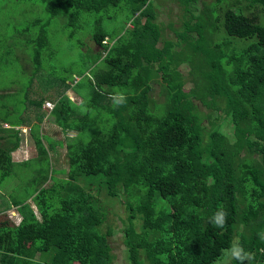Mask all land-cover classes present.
<instances>
[{
  "label": "trees",
  "instance_id": "obj_1",
  "mask_svg": "<svg viewBox=\"0 0 264 264\" xmlns=\"http://www.w3.org/2000/svg\"><path fill=\"white\" fill-rule=\"evenodd\" d=\"M35 1L46 3L49 19L33 20L23 30L38 28L23 42L28 57L33 50L32 64L25 60L29 72L42 66L54 17L65 14L63 21L73 29L83 13L112 17L125 5L132 27L109 38L102 16L97 19L92 39L100 50L91 63L94 89L87 109L68 95L51 112L43 106L45 97L26 101V111L30 105L43 108L45 119L51 115L66 133L67 170L48 161L64 141L44 136L37 122L26 125L25 116L0 117V184L16 164L31 160L13 159L24 126L38 151L30 187L13 198L21 222L0 220V264H114L115 230L110 224L103 231L102 225L107 202L121 193L127 196L129 264H216L236 239L240 250L231 264H264V0H246L244 6L237 0L221 4V10L214 5L200 15L192 11L195 0H180L192 19L184 22L177 44L163 46L153 0ZM100 61L104 67H97ZM185 63L196 83L189 91L180 68ZM156 80L164 103L152 96ZM209 98L214 107L222 108L219 101L226 106L232 138L203 123L194 100ZM61 172L67 176L59 177Z\"/></svg>",
  "mask_w": 264,
  "mask_h": 264
},
{
  "label": "rangeland",
  "instance_id": "obj_2",
  "mask_svg": "<svg viewBox=\"0 0 264 264\" xmlns=\"http://www.w3.org/2000/svg\"><path fill=\"white\" fill-rule=\"evenodd\" d=\"M238 1L239 6L248 4L246 0ZM236 2L237 0H224L222 3L219 0H195L192 4V11L200 15L204 9L210 11L211 8L209 7L214 5L221 10V4L233 6ZM153 4L157 14V22L162 30L159 46L165 45L166 41L177 44L179 41L178 33L183 30L184 22L187 19H192V14L187 11L188 8L180 0H153ZM64 15L50 19L47 26L50 43L43 50L42 66L37 73L34 68L29 72L27 67L29 68V65L32 64L33 50L30 49L28 57L24 51L23 42L31 35H36L38 28L32 29L30 32L23 30L33 20L39 19L42 23L48 21L46 3L35 0H0V117L3 120L9 114L8 116L17 120L19 116H25V119L29 120L28 123L25 121L26 125L37 122L35 127L40 132L42 130L44 136L50 134L54 139L64 141L62 146L57 145L56 150L51 151L52 159L50 156L48 161L54 162L57 169L67 170L66 133L53 121L51 115L45 119L47 111L43 108L30 105L29 111H26L28 108L26 101L39 100L45 97V103L50 101L54 104L58 98L68 95L81 110L87 109L86 103H88L94 89L90 82L93 78L91 76V63L93 58L98 55L95 51L100 50L92 39L97 26V19L102 16L100 25L109 33V38L123 34L128 27H132V19L129 10L123 5L119 10H113L112 17L108 13H83L77 27L70 29L66 25L67 21H63ZM217 15L218 12L213 10L209 18L214 19ZM144 20L145 18L142 19V22ZM21 29L22 34H19ZM72 30H74V34L71 36ZM220 30L222 31V28ZM193 35L196 37L197 33L194 32ZM178 47L175 46V49H179ZM104 65V62L100 61L97 67L101 68ZM180 68L184 73L185 90L189 91L196 85L191 79V75H188L190 66L185 63ZM75 79L78 81L74 84ZM162 88L163 85L160 80L152 83V96L159 103L165 102L164 95L160 94ZM194 102L199 113L203 115V123L208 130L219 127L230 138L233 137V129L227 116L226 106L223 107L224 105L219 101L217 105L222 108L214 107L212 98L206 99V101L196 99ZM38 115H40L39 118L44 116L43 121H38ZM3 126L8 127L9 125L3 124ZM68 134L74 136L76 131H70ZM21 137L23 140L20 147L12 153L13 159L16 162L31 160L25 164H16L11 176L0 184V220L6 219L16 224L21 222L23 215L19 208L13 204V200L25 195L26 189L30 187L29 183L38 169L37 161L32 159L37 157L38 151L30 134V129L23 127ZM43 140L47 143L46 138ZM58 176L66 177L67 173L61 172ZM101 195L105 200L104 193ZM113 199L107 202L106 210L108 209L109 213L102 225V230L106 231L110 224L115 230L111 237V245L115 254L114 264H129L123 230L128 223L127 196L121 193L120 196L113 197ZM27 203L38 218H41L32 199H29ZM136 224L139 228L140 222ZM234 244L232 249L225 250L224 255L216 261V264L232 263L240 250L237 239ZM245 261V264H250L249 261ZM74 263L76 264V262ZM31 264H36V262H31Z\"/></svg>",
  "mask_w": 264,
  "mask_h": 264
},
{
  "label": "clouds",
  "instance_id": "obj_3",
  "mask_svg": "<svg viewBox=\"0 0 264 264\" xmlns=\"http://www.w3.org/2000/svg\"><path fill=\"white\" fill-rule=\"evenodd\" d=\"M123 101H124V97L123 96L119 97V101L118 102L122 103ZM43 106H44V104H43ZM47 110H49V109H47ZM48 112H51V110H49ZM224 215L225 214L223 212L219 213V215L217 216V219L222 218Z\"/></svg>",
  "mask_w": 264,
  "mask_h": 264
},
{
  "label": "built area",
  "instance_id": "obj_4",
  "mask_svg": "<svg viewBox=\"0 0 264 264\" xmlns=\"http://www.w3.org/2000/svg\"><path fill=\"white\" fill-rule=\"evenodd\" d=\"M53 107H54V104H52L50 101H47V102L44 104V108H45V109L52 110Z\"/></svg>",
  "mask_w": 264,
  "mask_h": 264
},
{
  "label": "crops",
  "instance_id": "obj_5",
  "mask_svg": "<svg viewBox=\"0 0 264 264\" xmlns=\"http://www.w3.org/2000/svg\"><path fill=\"white\" fill-rule=\"evenodd\" d=\"M25 128H29V127H27V126H24ZM23 133V132H22Z\"/></svg>",
  "mask_w": 264,
  "mask_h": 264
}]
</instances>
